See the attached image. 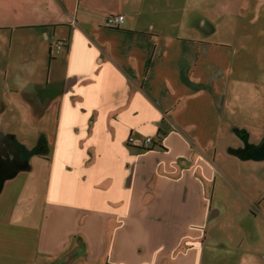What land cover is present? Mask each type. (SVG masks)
<instances>
[{
	"label": "crops",
	"instance_id": "obj_1",
	"mask_svg": "<svg viewBox=\"0 0 264 264\" xmlns=\"http://www.w3.org/2000/svg\"><path fill=\"white\" fill-rule=\"evenodd\" d=\"M222 1L0 0V154L45 174L0 264H264V124L223 133L245 53L208 40Z\"/></svg>",
	"mask_w": 264,
	"mask_h": 264
},
{
	"label": "rangeland",
	"instance_id": "obj_2",
	"mask_svg": "<svg viewBox=\"0 0 264 264\" xmlns=\"http://www.w3.org/2000/svg\"><path fill=\"white\" fill-rule=\"evenodd\" d=\"M207 3L208 7L213 8V15L214 9L217 10L216 4L214 0H207ZM222 5L225 12H218L219 16L223 17V28L208 37V40L227 42L245 53V61L239 64L236 77L231 78L230 82L229 89H232L233 93L229 94L222 122L223 133L227 135L236 127L253 129L264 124V77L261 75L264 74V42L261 29L264 25V0H227L222 1ZM237 15L241 25L252 24L250 20L254 18L256 30L253 35L251 30H231ZM44 177V172H23L15 179L6 180L0 193V218L7 223L37 226L44 198ZM18 181L24 183L25 188L16 186L14 190H10ZM26 194H32L33 198L29 200L30 197ZM10 196L12 200H9ZM28 203L31 204L30 207H27ZM30 208L33 213L30 217H24V211ZM2 243L0 238V248Z\"/></svg>",
	"mask_w": 264,
	"mask_h": 264
},
{
	"label": "water",
	"instance_id": "obj_3",
	"mask_svg": "<svg viewBox=\"0 0 264 264\" xmlns=\"http://www.w3.org/2000/svg\"><path fill=\"white\" fill-rule=\"evenodd\" d=\"M248 151L245 155L250 159H264V140L256 145H246ZM23 162L19 158H6L0 154V192L6 180L11 179L21 170Z\"/></svg>",
	"mask_w": 264,
	"mask_h": 264
},
{
	"label": "built area",
	"instance_id": "obj_4",
	"mask_svg": "<svg viewBox=\"0 0 264 264\" xmlns=\"http://www.w3.org/2000/svg\"><path fill=\"white\" fill-rule=\"evenodd\" d=\"M124 22V16L123 15H109L106 18V24L110 27L113 28H118L120 27ZM64 43L58 41L55 45V49L58 51H60L63 47H64ZM129 142H132V139L128 140ZM152 142V139L150 137H147L144 140V147L148 146L150 143Z\"/></svg>",
	"mask_w": 264,
	"mask_h": 264
},
{
	"label": "trees",
	"instance_id": "obj_5",
	"mask_svg": "<svg viewBox=\"0 0 264 264\" xmlns=\"http://www.w3.org/2000/svg\"><path fill=\"white\" fill-rule=\"evenodd\" d=\"M162 136H163V133H162L161 130H159V131H158V134H157V141H156L155 143L152 142V143H153V146H159V147H160V141H161V139H162ZM128 143H131V142H128ZM142 148L145 149V147H142Z\"/></svg>",
	"mask_w": 264,
	"mask_h": 264
}]
</instances>
